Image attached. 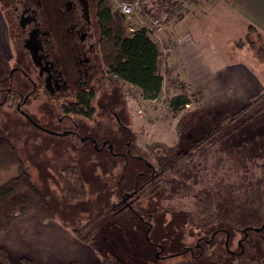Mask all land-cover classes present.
<instances>
[{
	"label": "rangeland",
	"instance_id": "1",
	"mask_svg": "<svg viewBox=\"0 0 264 264\" xmlns=\"http://www.w3.org/2000/svg\"><path fill=\"white\" fill-rule=\"evenodd\" d=\"M1 1L0 81L8 82L18 42L13 44L16 26ZM108 1L114 10L115 0ZM190 1H183L185 11ZM116 15L130 35L135 21ZM166 26L160 39L153 35L162 56L171 40L165 37ZM102 36L99 21L90 117L67 112V105L43 92L34 101L28 98L19 111L0 106V135L17 145L57 219L70 226L95 219L94 244L101 259L108 256L118 264H264V97L252 104L236 92L205 96L167 63L157 99H144L128 83L116 92L101 79ZM250 38L261 42L256 32ZM244 47L251 56L248 63L264 79V63L248 44ZM176 75L185 83L190 103L174 115L167 100L181 93L180 84L170 82ZM116 116L128 128H121ZM106 138L115 144H106ZM71 165L79 166L86 182L80 199L65 198L61 189V170ZM155 173L161 174L158 180ZM15 175V170L0 172V184ZM150 185L156 189L152 195ZM134 194L140 196L137 205L121 207Z\"/></svg>",
	"mask_w": 264,
	"mask_h": 264
},
{
	"label": "crops",
	"instance_id": "2",
	"mask_svg": "<svg viewBox=\"0 0 264 264\" xmlns=\"http://www.w3.org/2000/svg\"><path fill=\"white\" fill-rule=\"evenodd\" d=\"M190 2L188 11L164 31L165 37L178 41L176 51L165 54L167 66L205 96L236 92L248 100L259 97L264 93L263 75L248 63L247 48L236 43L250 25L264 35V0ZM0 246L12 264H96L101 260L99 251L79 240L62 220L42 222L36 213L19 217L8 230L0 231Z\"/></svg>",
	"mask_w": 264,
	"mask_h": 264
},
{
	"label": "trees",
	"instance_id": "3",
	"mask_svg": "<svg viewBox=\"0 0 264 264\" xmlns=\"http://www.w3.org/2000/svg\"><path fill=\"white\" fill-rule=\"evenodd\" d=\"M116 14L118 12L113 10L112 4L108 0H103L99 18L103 35L100 51L101 79L107 81L116 92H122L123 84L128 83L140 89L144 99H157L163 89L162 69L166 63V57L162 56L157 44L145 28L127 35ZM252 32H256L260 43L252 41L250 38ZM246 44L254 51L256 59L264 63V35L253 25L249 26L246 35L236 43V46L242 47ZM103 67L106 70H103ZM170 82L180 84L181 93L167 100L168 107L174 115H177L190 103V95L185 91L186 85L180 80L179 75L174 76ZM89 96L72 107L69 105L67 112L76 114L82 113L86 107L91 109L90 99L95 97V91L90 92ZM263 97L264 93L253 100L252 104ZM248 108L249 106L244 107L240 113L247 111ZM90 113L85 112V115ZM11 170H15L16 175L0 184V231L8 230L14 220L30 213H36L42 222L56 219L54 205L47 193L32 178L19 148L9 137L0 135V172ZM60 176L61 189L65 198L73 200L85 196L86 182L79 166L71 165L63 168ZM145 187H142L139 195L143 194ZM148 189L151 195L156 191L152 185L148 186ZM134 196H132L134 197L131 203L132 208L135 207L134 204L137 205L140 197L136 194ZM121 207L124 208L126 205L123 204ZM64 225L70 228L79 240L97 250L94 241L98 223L95 219L78 226H70L67 223ZM0 264H12L7 251L1 246ZM69 264L80 263L72 261ZM96 264L118 263L104 256Z\"/></svg>",
	"mask_w": 264,
	"mask_h": 264
},
{
	"label": "flooded vegetation",
	"instance_id": "4",
	"mask_svg": "<svg viewBox=\"0 0 264 264\" xmlns=\"http://www.w3.org/2000/svg\"><path fill=\"white\" fill-rule=\"evenodd\" d=\"M1 2L10 10L11 25L16 26L11 36L13 44L14 40L18 42V49L12 52L9 83L0 81V106L13 105L15 111H19L28 98L34 101L43 92L53 97L55 103L60 101V104L67 105V110L69 105L72 107L90 97L89 93L94 92L92 80L99 66L100 0ZM43 102L47 103L46 100ZM89 107L91 109L86 107L82 113L76 114L91 112L85 115L90 117L94 107ZM67 115L69 113H64V116ZM116 118L121 128H128L122 122L124 119ZM73 126L77 127L75 121ZM92 141L96 142V139ZM110 142L115 144L111 139L106 140V144ZM125 144L129 147L132 142L127 140ZM127 152L131 153L130 150ZM160 176L155 173L153 178L158 180ZM150 179L148 177L142 187L147 186ZM134 197L123 200L124 205L132 207Z\"/></svg>",
	"mask_w": 264,
	"mask_h": 264
},
{
	"label": "built area",
	"instance_id": "5",
	"mask_svg": "<svg viewBox=\"0 0 264 264\" xmlns=\"http://www.w3.org/2000/svg\"><path fill=\"white\" fill-rule=\"evenodd\" d=\"M186 0H115L114 10L129 21H135L136 26H129L130 34L145 28L152 40L155 35L158 39L164 26L173 22L185 13ZM178 47V41L171 39L165 52L173 53ZM189 103L186 105L188 106ZM143 114V110H138Z\"/></svg>",
	"mask_w": 264,
	"mask_h": 264
},
{
	"label": "water",
	"instance_id": "6",
	"mask_svg": "<svg viewBox=\"0 0 264 264\" xmlns=\"http://www.w3.org/2000/svg\"><path fill=\"white\" fill-rule=\"evenodd\" d=\"M128 197V196H127ZM127 197L124 199V200H126L127 199Z\"/></svg>",
	"mask_w": 264,
	"mask_h": 264
}]
</instances>
